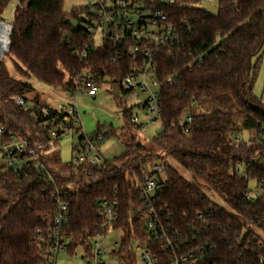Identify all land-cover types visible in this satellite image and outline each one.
I'll list each match as a JSON object with an SVG mask.
<instances>
[{
    "label": "trees",
    "instance_id": "obj_1",
    "mask_svg": "<svg viewBox=\"0 0 264 264\" xmlns=\"http://www.w3.org/2000/svg\"><path fill=\"white\" fill-rule=\"evenodd\" d=\"M10 1L0 0V21ZM197 1L165 6L178 38L159 57V128L164 130L156 134L152 149L129 139L122 141L124 151L113 161L86 167L63 163L56 148L46 154L49 174L29 177H19L0 163V264H49L51 244L38 230L47 234L46 221L57 212L58 194L69 204L63 229L68 254L79 249L91 254L93 239L102 231L98 203L117 199L115 229L122 230V237L112 254L125 264H138L133 241L148 242L157 264H171V254L164 250L169 239L180 252L203 246L200 264H264V103L253 94V59L264 56V0H217L216 13ZM64 3L18 1L8 50L15 71L62 90L84 73L108 76L119 85L128 63L114 66L113 50L95 47L77 27L84 9L67 13ZM16 96L33 99L37 106L20 107ZM43 106L46 100L35 88L0 62V127L17 138L46 141L52 116L43 114ZM126 118L130 120L128 112ZM107 129L109 136L116 135L113 126ZM243 131L254 133L255 139L243 140ZM161 153L195 183L167 163L166 183L153 203L154 219L167 235L149 240L148 215L135 217L141 206L135 183L162 159ZM250 181L260 190L255 198L245 197Z\"/></svg>",
    "mask_w": 264,
    "mask_h": 264
},
{
    "label": "built area",
    "instance_id": "obj_2",
    "mask_svg": "<svg viewBox=\"0 0 264 264\" xmlns=\"http://www.w3.org/2000/svg\"><path fill=\"white\" fill-rule=\"evenodd\" d=\"M183 0H88L82 8L84 11L78 15L76 24L92 41L95 47L109 46L114 54L112 63L119 66L124 61L128 68L123 74L120 84H114L108 76L84 73L74 82L63 89L69 95L67 103L46 100L47 106L42 107L43 114L51 117L48 124L49 139L43 142H32L27 139L17 138L0 127V163L19 177H29L32 174L47 175L49 171L45 165L46 154L57 148L61 138L76 136L78 141L74 147L72 163L76 166L100 167L107 159L100 151L101 144L110 135L107 128H102L93 137H88L83 132L81 112L78 105L80 95L97 97L100 88L108 84L112 91L117 86L120 91L130 93L140 92L146 96L141 104L147 114L146 120L155 123L159 121L161 82L158 78L159 57L165 49L175 45L178 33L169 21L165 11L166 5H175ZM204 2H217V0H198L196 4L201 7ZM99 39V44L96 41ZM82 59L86 52L77 53ZM16 105L33 108L37 103L33 99L22 96L14 98ZM133 125L143 127L144 119L138 115H131ZM188 123L192 118L187 119ZM54 125V126H53ZM189 131L188 128L185 129ZM83 136L82 140H79ZM168 164L165 160H157L144 170L136 179L135 190L141 200V206L136 209V216L143 213L148 215L145 222L149 240H156L167 235V230L157 224V214L153 203L156 195L162 191L167 179ZM260 192V190H259ZM257 192V194L259 193ZM245 197H252L251 191ZM54 202L57 207L56 214L49 218L47 234L42 229L38 230L39 237L46 238L51 244L52 255L49 264H56L60 253L67 252L68 240L63 234L64 225L68 222L69 204L61 195H56ZM97 212L102 218V231L93 239L90 255L83 253L81 256L85 264H105L103 255L107 253L106 240L115 229L119 220L120 203L117 199H102L98 203ZM4 214H0V229ZM46 236V237H45ZM148 242L134 241L132 250L137 254L138 264H157L158 259L154 252L147 247ZM117 250L120 240L114 243ZM164 248L171 254V264H200L205 248L196 244L187 251L180 252L179 247L169 239ZM73 256L80 258L75 251ZM119 264H125L120 259Z\"/></svg>",
    "mask_w": 264,
    "mask_h": 264
},
{
    "label": "rangeland",
    "instance_id": "obj_3",
    "mask_svg": "<svg viewBox=\"0 0 264 264\" xmlns=\"http://www.w3.org/2000/svg\"><path fill=\"white\" fill-rule=\"evenodd\" d=\"M18 1L19 0L10 1L2 15L3 23L12 25ZM87 3L88 0H65L64 10L65 12L70 13L73 9L83 8ZM201 7L211 13H216L218 4L216 2H204L201 4ZM96 43L99 44V39ZM8 50L3 53L0 62H3L6 65L12 75L32 85L35 88V93L40 94L45 100H52L53 102L59 101L63 103L69 102V95H67L62 89L49 87L47 84L38 81L33 76L26 77L19 75L15 71L13 58ZM253 63L257 64L253 94L264 103V56L254 57ZM145 99L146 96L140 92L115 94L107 83L100 88L97 97L95 98L88 95L79 96L78 105L81 112L83 132L88 137L95 136L98 133L99 128L102 129L113 126L116 130V135L107 137L101 144L100 151L105 159L113 161L115 157L119 156L124 151L122 141H127L129 139H133L136 142L139 141L147 148L152 149V146L154 145L153 140L156 137L157 129L161 126V122L156 121L155 123H152L146 120L147 114L141 106ZM126 112H128L130 116L138 115L141 120L144 119L143 127L133 125L130 120L126 118ZM253 134L254 133H250L249 131H243L240 133L239 137L243 140H247V138L251 137ZM253 137L254 136H252L251 140L255 139ZM77 141L78 137L69 135L61 138L58 142L57 150L63 163L72 162L74 147ZM160 158L195 183L193 177L167 155H162L161 153ZM249 190L252 193V198H255L257 192H259L255 181L249 182ZM121 235V229L109 234V237L106 240L107 253L103 255L105 264H119L120 257L112 254L111 251L115 248L114 243L121 239ZM76 252L80 255V258H76L73 255L68 254V252L60 253L56 258V264H85L86 262L81 257L83 251L79 249Z\"/></svg>",
    "mask_w": 264,
    "mask_h": 264
},
{
    "label": "bare ground",
    "instance_id": "obj_4",
    "mask_svg": "<svg viewBox=\"0 0 264 264\" xmlns=\"http://www.w3.org/2000/svg\"><path fill=\"white\" fill-rule=\"evenodd\" d=\"M9 32L10 26L9 24H0V58H2V54L8 49L9 42Z\"/></svg>",
    "mask_w": 264,
    "mask_h": 264
},
{
    "label": "water",
    "instance_id": "obj_5",
    "mask_svg": "<svg viewBox=\"0 0 264 264\" xmlns=\"http://www.w3.org/2000/svg\"><path fill=\"white\" fill-rule=\"evenodd\" d=\"M0 24H4V23H3L2 21H0ZM9 26H10V32H9V37H10V34H11V32H12V29H13V26L10 25V24H9ZM10 43H11V40L9 39L8 46L10 45ZM7 50H8V49H7ZM7 50H6V51H7ZM6 51H5V52H6ZM2 55H3V54H2ZM0 59H1V58H0ZM114 93H115V94H118V93H119V89H118L117 86L114 87ZM163 130H164L163 128H158L156 132H157V134H160V133L163 132ZM245 234H246V231H244L243 236H244ZM133 244H134V241L132 242V245H133Z\"/></svg>",
    "mask_w": 264,
    "mask_h": 264
}]
</instances>
